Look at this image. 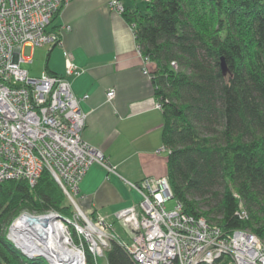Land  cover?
Listing matches in <instances>:
<instances>
[{
    "label": "trees",
    "instance_id": "trees-1",
    "mask_svg": "<svg viewBox=\"0 0 264 264\" xmlns=\"http://www.w3.org/2000/svg\"><path fill=\"white\" fill-rule=\"evenodd\" d=\"M146 4L145 12L120 14L134 24L138 51L152 63L173 197L225 232L247 229L264 242V0ZM60 11L50 21L52 31ZM50 210L64 219L75 213L47 171L33 186L0 184V264H48L24 257L6 228L20 211ZM102 257L105 264H134L116 240Z\"/></svg>",
    "mask_w": 264,
    "mask_h": 264
},
{
    "label": "built area",
    "instance_id": "built-area-1",
    "mask_svg": "<svg viewBox=\"0 0 264 264\" xmlns=\"http://www.w3.org/2000/svg\"><path fill=\"white\" fill-rule=\"evenodd\" d=\"M69 1L0 0V184L23 180L33 186L47 171L75 210L70 219H60L51 210L23 211L7 225L6 237L25 253L14 239V222L24 215L51 214L66 228V238L81 253L84 264L86 253L97 264L111 240L134 264H264V242L255 233L247 229L225 232L204 217L186 212L173 197L166 176L125 181L139 195L137 202L114 214L126 238L107 232L112 225L105 216L89 217L78 208L74 196L91 164L119 176L106 156L82 139L86 114L80 103L87 95L77 97L69 77L84 70L66 52L64 75L44 71L33 77L19 65L27 61L22 56L25 45L60 43L59 31L50 30L49 24ZM107 5L118 13L124 10L118 0H108ZM142 59L145 65L150 63ZM171 65L176 67L174 62ZM142 72L149 74L145 66ZM112 96L113 91L106 93L108 99ZM156 107L160 109L161 104L156 102Z\"/></svg>",
    "mask_w": 264,
    "mask_h": 264
},
{
    "label": "crops",
    "instance_id": "crops-1",
    "mask_svg": "<svg viewBox=\"0 0 264 264\" xmlns=\"http://www.w3.org/2000/svg\"><path fill=\"white\" fill-rule=\"evenodd\" d=\"M107 1L70 0L52 23L60 43L25 45L22 52L29 47L30 53H22L27 61L19 65L32 63L31 71L23 69L33 77L44 71L64 75L66 52L84 70L69 77L73 93L87 95L80 103L86 114L82 139L101 151L119 176L91 164L78 185L77 206L86 216L100 214L111 223L116 212L139 200L125 181L165 176L167 153L161 140V110L150 75L142 72L144 66L149 72L152 63L144 64L130 25ZM118 1L124 9L138 8L136 0ZM65 26L69 29L63 30ZM108 91H113L110 99Z\"/></svg>",
    "mask_w": 264,
    "mask_h": 264
},
{
    "label": "bare ground",
    "instance_id": "bare-ground-1",
    "mask_svg": "<svg viewBox=\"0 0 264 264\" xmlns=\"http://www.w3.org/2000/svg\"><path fill=\"white\" fill-rule=\"evenodd\" d=\"M12 230L17 245L29 256L43 255L50 263L84 264L81 253L66 238V228L51 214L21 216Z\"/></svg>",
    "mask_w": 264,
    "mask_h": 264
},
{
    "label": "rangeland",
    "instance_id": "rangeland-1",
    "mask_svg": "<svg viewBox=\"0 0 264 264\" xmlns=\"http://www.w3.org/2000/svg\"><path fill=\"white\" fill-rule=\"evenodd\" d=\"M137 2H135V5L134 6H137L139 8L140 11L142 12H145L147 11V4H146V1H143V0H136ZM130 4L132 5V1L130 2ZM38 48V46H36ZM23 55H27L30 53V48L29 47H25L23 49ZM36 61V60H34ZM33 66H36V64H34ZM22 68H25L27 70H30L32 69V63H29L27 65H21ZM74 200L76 201V204L78 203V198L76 196H74ZM74 210V208H73ZM23 211H20L17 215H19L20 213H22ZM75 212V210H74ZM16 217V216H15ZM111 225L112 227L110 229H107V232L110 233V231H112L113 233H116L117 235L123 237V238H126V234H125V229L123 228L122 224L116 220H113L111 222ZM35 258H40L39 256H36V257H33L31 259H35ZM85 262V260H84ZM47 263V261H46ZM52 264V263H51ZM86 264V262H85ZM97 264H105V261L103 259V257H99L98 260H97Z\"/></svg>",
    "mask_w": 264,
    "mask_h": 264
},
{
    "label": "water",
    "instance_id": "water-1",
    "mask_svg": "<svg viewBox=\"0 0 264 264\" xmlns=\"http://www.w3.org/2000/svg\"><path fill=\"white\" fill-rule=\"evenodd\" d=\"M59 218H60V217H59ZM60 219H63V218L61 217ZM7 238H8L9 240H11L8 236H7ZM14 246H15V243H14ZM21 253H22L23 256H25V257L28 258V259L33 258V257L29 256L28 254L24 253L23 251H21ZM36 256H39L40 258H42V259H44L45 261H47L48 264H51V263L46 259L45 256H43V255H36ZM52 264H59V263H52Z\"/></svg>",
    "mask_w": 264,
    "mask_h": 264
}]
</instances>
